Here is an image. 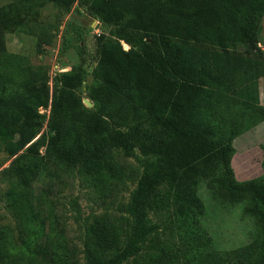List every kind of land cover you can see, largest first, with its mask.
Here are the masks:
<instances>
[{"label": "trees", "instance_id": "obj_1", "mask_svg": "<svg viewBox=\"0 0 264 264\" xmlns=\"http://www.w3.org/2000/svg\"><path fill=\"white\" fill-rule=\"evenodd\" d=\"M51 1L66 10L78 3L116 26L118 38L97 36L100 79L88 92L93 108L78 92L83 73L61 74L53 98L52 133L41 143L44 154L37 145L12 166L23 194L34 191L41 172L50 182L53 168L69 171L80 165L95 175L113 167L115 149L128 156L139 149L157 157V168L143 172L132 194L127 243L120 247L122 233L108 218L96 219L92 232L97 244L116 251L105 258L89 248L88 264H123L141 255V239L157 227L149 212L165 210L179 222L185 241L149 252L139 264H196L195 258L204 255L212 264H264V172L239 181L232 166L233 139L259 99L255 80L264 70V59L254 55L264 0ZM237 46L246 52L238 54L233 50ZM22 72L21 89L0 87V149L12 155L40 130L39 108L50 99L46 77L27 67ZM202 184L217 199L245 202L243 212L255 222L245 245L224 253L203 251L207 242L200 240L205 236L198 223L204 210L198 195ZM161 185L165 188L159 189ZM46 190L51 191V183L42 193ZM23 196L21 204L14 202L23 224L43 233L44 225L37 223L33 205ZM54 204L50 217L56 215ZM61 247L54 246V264H69ZM28 248L0 247V264H43L34 259L35 251L26 253L31 244Z\"/></svg>", "mask_w": 264, "mask_h": 264}, {"label": "rangeland", "instance_id": "obj_2", "mask_svg": "<svg viewBox=\"0 0 264 264\" xmlns=\"http://www.w3.org/2000/svg\"><path fill=\"white\" fill-rule=\"evenodd\" d=\"M118 30L88 13L78 3L66 10L51 0H0V87L9 91L21 89L22 69L27 67L46 77L50 89L49 104L39 108L43 115L40 130L13 155L0 149V247L7 245L15 251H28L31 244L33 249L27 254L35 251L38 256L34 259L43 264H54V246L61 244L59 251L63 259L68 260L66 263L88 264L89 248L105 258L116 251L101 249L92 232L96 219L102 217L118 226L122 233L120 247L127 243L133 223L132 194L143 172L157 168L156 156L144 155L139 149L128 156L118 148L111 169L104 168L89 175L80 165L69 171L53 168L54 180L50 182L48 174L41 172L34 182V191L27 194H23L12 169L15 159L28 155L52 133L53 98L62 73L82 72L84 79L78 92L84 99H90L89 86L100 79L97 36L107 33L117 39ZM124 46L129 48L125 43ZM233 50L238 54L246 52L243 46ZM258 55L264 59V16L254 57ZM255 83L258 102L246 112L245 125L233 139L232 166L239 181L259 177L264 172V70L256 76ZM91 102L92 106L85 105L93 108L94 102ZM45 147L40 145L41 154ZM50 183L51 191L46 190L43 194V189ZM164 188L159 186V189ZM21 195H26V200L33 205L32 213L37 215V223L44 225L43 233L37 230L39 228L32 230L23 224L22 214L14 207V202L22 203ZM198 195L204 205L198 222L200 232L205 236L200 240L207 242L203 251L224 253L250 240L255 222L243 212L244 201L231 203L227 199H217L204 184L199 186ZM53 204L56 215L50 217ZM148 218L157 227L141 239V255L131 257L123 264H139L149 252L178 246L185 241L179 222L166 210L150 211ZM195 263L212 264V259L204 255V258H195Z\"/></svg>", "mask_w": 264, "mask_h": 264}, {"label": "water", "instance_id": "obj_3", "mask_svg": "<svg viewBox=\"0 0 264 264\" xmlns=\"http://www.w3.org/2000/svg\"><path fill=\"white\" fill-rule=\"evenodd\" d=\"M84 103L86 104V105H88V106H92V102H91V100L90 99H84Z\"/></svg>", "mask_w": 264, "mask_h": 264}]
</instances>
